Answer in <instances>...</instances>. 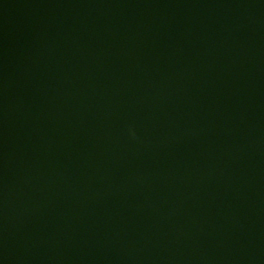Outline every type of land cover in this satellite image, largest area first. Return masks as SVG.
Here are the masks:
<instances>
[{
    "label": "water",
    "instance_id": "95a60500",
    "mask_svg": "<svg viewBox=\"0 0 264 264\" xmlns=\"http://www.w3.org/2000/svg\"><path fill=\"white\" fill-rule=\"evenodd\" d=\"M0 264H264V0H0Z\"/></svg>",
    "mask_w": 264,
    "mask_h": 264
}]
</instances>
